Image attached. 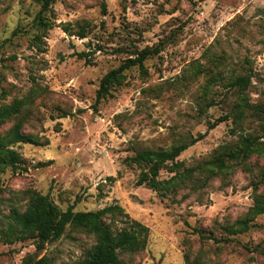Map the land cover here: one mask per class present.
<instances>
[{
  "label": "rangeland",
  "instance_id": "obj_1",
  "mask_svg": "<svg viewBox=\"0 0 264 264\" xmlns=\"http://www.w3.org/2000/svg\"><path fill=\"white\" fill-rule=\"evenodd\" d=\"M43 3L0 0V106L24 102L0 135L19 123L37 141L14 145L23 170L0 175V228L39 193L62 211L117 205L128 218L106 216L115 231L132 222L148 228L146 247L121 254V264H264V255L250 252L264 246V215L247 232L229 234L254 197L264 196V184L255 188L264 157L228 162L212 175L196 172L166 197L136 186L141 169L123 162L200 135L177 159L184 168L234 148L239 135L264 144V114L246 110L237 121L240 92L228 85L248 76L243 95L250 106H264V0H56L47 9ZM81 28L84 39L76 36ZM142 50L156 53L142 69L126 70L123 84L95 105L101 79ZM173 175L162 170L159 178ZM94 243L70 227L40 252L33 241L0 240V264H24L27 257L81 264Z\"/></svg>",
  "mask_w": 264,
  "mask_h": 264
},
{
  "label": "trees",
  "instance_id": "obj_2",
  "mask_svg": "<svg viewBox=\"0 0 264 264\" xmlns=\"http://www.w3.org/2000/svg\"><path fill=\"white\" fill-rule=\"evenodd\" d=\"M56 0H44L43 8L47 9ZM70 33L69 28H65ZM76 36L80 39L86 38L85 28H81ZM156 51H135V57L126 60L117 69L108 72L100 81L96 92V104L110 95L112 89L119 87L125 81L124 72L133 67L143 68L144 62L155 54ZM79 59L87 57V53H79ZM90 64V60H86ZM250 79L248 76L237 77L228 83L229 87L238 90L240 102L235 106L236 120L242 119L246 110L264 114V106H250L243 95L248 88ZM23 101L15 100L9 105L0 106V127L11 118L15 117L22 106ZM96 108V107H94ZM221 119L209 125V130L215 128ZM203 138L200 135L189 141H180L167 150H146L126 158L123 162L135 165L141 169L136 181V186L146 187L152 191L159 192L161 197L175 192L184 183L192 180L194 174H214L215 170L222 172L227 169L228 162H242L254 154L264 157V144L250 134L239 135V140L234 148L221 147L213 159L196 168H184L178 162V157L189 147L195 145ZM16 144H37L32 136L23 134L19 123L12 126L5 136L0 135V175L6 169L12 171L23 170L22 159L13 149ZM167 170L174 174L169 179L160 180V172ZM205 184V183H204ZM264 184V172L260 181L255 184ZM128 218L123 209L117 205L108 206L95 212H75L73 206L65 211L60 210L50 199L49 195L34 193L30 196L28 205L23 212L13 211L8 217L6 227L0 228V240L5 245H13L33 241L38 252L44 249L45 244L59 240L65 233L67 227L85 230L91 234L95 243L86 254L81 264H121V254L136 253L146 247L149 230L138 222H132L129 228L112 230L104 222L106 216H117ZM264 215V196L256 195L254 204L248 210L244 218L238 220L229 229L230 235L245 233L249 230L250 223L258 216ZM202 238L211 239L201 235ZM215 242H220L214 239ZM224 242L231 240L223 239ZM258 252L264 255V246H257L250 252ZM24 264H52L46 257H27Z\"/></svg>",
  "mask_w": 264,
  "mask_h": 264
}]
</instances>
